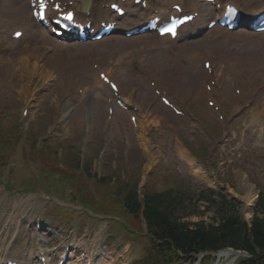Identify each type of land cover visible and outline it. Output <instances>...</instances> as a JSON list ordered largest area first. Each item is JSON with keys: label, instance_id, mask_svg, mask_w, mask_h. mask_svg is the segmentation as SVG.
Wrapping results in <instances>:
<instances>
[{"label": "rangeland", "instance_id": "obj_1", "mask_svg": "<svg viewBox=\"0 0 264 264\" xmlns=\"http://www.w3.org/2000/svg\"><path fill=\"white\" fill-rule=\"evenodd\" d=\"M34 43L31 42V44ZM20 52L21 48H17L10 53H5L7 54L4 59L6 63L0 68V124H2L3 133V135L0 134V139L8 145L0 147V149L5 148L0 153L9 154L6 155L9 157L6 158L9 159V163L0 169L1 215V212L5 210L11 213L21 211L30 217H43L51 227L59 230L79 225L78 230L82 232L85 231L84 227L88 226L92 236L86 239L80 236L82 233H79L77 241H85L90 247L102 241V244H107L111 248L116 264L129 261H131L130 264H135L138 248L143 243L139 240L130 247L129 244L126 245V237L110 233L108 224L103 221H106V217L99 214H87L88 204L97 213L102 211L122 214L121 216L128 215V223L133 222L135 223L133 227L144 228L145 231L146 224L142 217L130 218L131 215L124 212L121 202L125 193H130L132 197L143 200L154 196L158 198L166 193V189L172 188L185 199H182L185 207H181L184 209H180L179 216L172 218L179 224H190V226L195 224L196 226V223L205 222L209 226L216 221V206L220 202H218L219 199L214 202L215 204H210L211 206L206 208L199 202L198 204L187 202L186 200H190L187 196L188 194L195 196L205 191V188L216 191L224 188L223 194L231 201H235L243 217L248 219L252 217L258 190L264 189V150H258V126L251 118L253 106L246 109L243 115L233 117L234 123L231 126L227 122L228 127H226V124L221 123L219 118V120L215 119V126L219 124L218 128L215 129L214 126L208 137L199 135L193 137L197 133L194 130L178 133L179 136L178 134L165 135L163 139H160V144L164 143L163 149L166 150L162 152L164 155L161 154L156 158V162L150 164L147 163L138 147L141 142L136 141L137 134L135 135V131L126 125L122 127L119 117V129L107 128L108 132L105 135L102 129L106 120L105 101L99 89L94 85L93 76L84 72L88 63H85L87 57L83 52L74 56L62 55L56 59L58 61L54 60V62L46 55V58L42 60L36 59V64L29 62L26 66L16 62V59L9 60L16 58ZM257 58L258 50L250 59L255 63L254 59ZM239 59L243 66L245 62L244 59L241 60V54ZM107 60L109 61V58ZM218 60L224 61L223 57H219ZM59 62V65L55 64ZM176 64L177 61L174 60V65ZM246 64L240 68V71L245 74L244 81L248 78L252 80L244 84L242 91L245 93L242 97H236L232 90L230 91L233 96L229 98L230 103L227 102V105L230 106L232 113L236 106L242 108L248 100H252L257 106L264 100V71L260 68L261 74L251 73L256 68L258 71V67L249 66L248 61ZM58 66H62L63 69ZM41 67L46 71L42 72ZM10 75L13 76L14 82L7 78ZM205 75V71L198 69V66L189 67L186 80L191 82L192 86H184L186 82L177 81L176 85L180 86H174L171 89L172 95L184 109H201L204 100L199 94L198 83ZM157 78L160 86L165 84L162 71H157ZM77 81L82 82L91 90L89 100L92 102L94 119L98 120L93 132L92 129H87L83 121L85 111L79 103L82 97L74 90ZM26 84H28V92L26 89L23 91V86L25 87ZM41 90H46V93ZM192 93L196 94V100L192 97ZM151 101L146 100L144 105L149 108ZM24 104H28V112L23 118ZM154 105L152 115L159 114V120L167 117L175 124L173 118L176 114L173 115V112L162 108L161 105L158 106L157 103ZM70 109L72 110L69 114L73 113V118L61 119L62 114ZM212 114L214 112L209 108L203 116L205 121L211 118ZM121 117L128 120L126 114ZM159 120L156 121L155 128L160 131L167 130V127L162 126ZM202 121L206 125L203 119ZM181 123L185 124V121L181 120ZM22 127L26 128L23 131L24 134L13 138L17 130L22 131ZM6 135H11V141L4 137ZM190 137L194 138L190 140L191 143L186 140ZM23 140L32 145L25 146ZM89 141L91 144H87ZM177 141L185 143L187 151L191 153L190 156L195 157L210 176V182L197 178L192 173L191 167L174 153L172 147ZM78 160H80V166L77 164ZM240 169L245 173L242 178L238 175L239 172H243ZM88 170L90 175L86 172ZM38 177L40 180L36 179ZM20 178L26 181L19 183ZM8 182L12 185H8ZM5 183L7 185H4ZM248 183L254 187L253 199H251V193L250 195L245 193V185ZM34 189L38 190L33 191ZM155 191H159L158 194L148 195L149 192ZM54 192H62L64 195ZM207 193L209 194L208 191ZM64 197L67 199L63 200ZM70 198H75L76 201ZM72 201L83 205L84 211L79 205L75 208ZM167 202V199L160 201V213L169 210ZM69 208L73 209L68 210ZM64 210L68 214L72 212L73 219L65 218V215L61 217L59 213ZM122 224L120 221L117 226ZM112 225L115 223L112 222ZM112 233L118 234L115 230ZM39 238L42 241L39 243L41 246L45 244L52 247L56 243L52 237H45L43 234L38 235L34 240L37 241ZM71 240L74 241L73 238ZM215 259L214 253L205 254L201 263L213 264ZM190 261L184 260L179 264H192ZM152 264H158V262L154 261Z\"/></svg>", "mask_w": 264, "mask_h": 264}, {"label": "trees", "instance_id": "obj_2", "mask_svg": "<svg viewBox=\"0 0 264 264\" xmlns=\"http://www.w3.org/2000/svg\"><path fill=\"white\" fill-rule=\"evenodd\" d=\"M164 199L168 201L169 210L160 213V208L155 204H159ZM128 204L136 206L131 201ZM147 205L151 206H147L146 214L151 219L150 222L158 226L157 232L162 237L160 238L177 250L199 251L230 244L252 253L250 259H244L239 264H264V218L256 216L249 226L238 214L223 212L218 218V224L213 223L208 226L205 222H199L192 227L189 224H179L172 218L175 217L176 199L171 191L155 200H150ZM259 206L264 209V195L260 199Z\"/></svg>", "mask_w": 264, "mask_h": 264}, {"label": "bare ground", "instance_id": "obj_3", "mask_svg": "<svg viewBox=\"0 0 264 264\" xmlns=\"http://www.w3.org/2000/svg\"><path fill=\"white\" fill-rule=\"evenodd\" d=\"M95 1L97 3H99V0H95ZM254 1H258V0H247V2L245 1V3H243V4H244L245 8H247V6L251 3L250 4V7H252L253 6L252 3ZM261 1H262V4H263L264 0H261ZM79 6H80V3H78V7ZM257 8L258 7H252V9L254 11H257ZM24 10L26 12L29 10V4L28 3H25L24 4ZM25 52H28V55L27 56L24 55ZM212 57H214V56L212 55ZM20 59H21V61L24 62V65L25 66L29 62H31V63L34 62V64H36V57H35V54H34V51L32 50V48L31 49H28L26 51H23V56ZM212 61H213V64L217 67L216 63H214V60H212ZM55 64H58L59 65L60 62L59 63H55ZM234 64H235V62H232L231 63V68H229V70L230 69L232 70V66ZM33 66L35 67V65H33ZM21 67H23V65H21ZM58 67L61 68V69H63L62 66H58ZM41 70H42V72H45L46 71V69L43 68V67H41ZM219 76L220 75H217V74L214 75V77L216 79H218ZM97 83H98L99 86L103 87L106 90V94H108V90L104 87L106 85L102 84V82L99 79L97 80ZM25 89H26V92H28V84H26L25 87L23 86V91H25ZM214 91H217V89L214 90ZM217 94H218V92H217ZM84 95L85 96L88 95V91L87 90L84 92ZM130 96H132V94H130ZM216 105H219L220 106V99L216 100ZM253 115H254V120H257L258 121V110H256L253 113ZM142 148L144 150L143 155L148 160V162H151L153 158H157V156H158L157 155V151L151 149L149 146L147 147L146 146V143L142 144ZM189 165H191L192 168H195V169L199 170L198 166H194L193 165V162L189 163ZM244 174H245L244 172H242V173L239 172L238 175L240 176V178H242V175H244ZM198 175L199 176L206 177L207 179H209V177H210L208 174L198 173ZM245 188H246L245 189V193L248 194V195H250V193H251V199H253L254 198V195H255V193H252L253 192V188H254L253 185H251V184L248 183L247 185H245ZM19 213L20 212H18V213H16L14 215V220L16 219L15 217H17V215ZM3 217L5 219H7V220H11L12 219V215L3 216ZM11 237L12 236H10V239L6 242V245H5V242H4V238L5 237H2V239L0 240L1 241V244H0V260H4L3 257L9 256V257H11L13 259H16V260H18V258L26 259L27 261H29L30 264H39L38 262L34 261L35 260L34 258L36 256L34 255V252H32V249H30L32 245H29L30 243L27 241L28 239L23 238L20 241H16L14 239V237L11 240ZM25 248L28 250V255L25 254V251H24ZM19 251H20V255L18 253ZM213 252H214L215 258H216L214 260V263L213 264H232V262L235 261V260L233 261V258L234 257L231 259V257H232L231 256L232 255V251L231 250H227V249L226 250H220V251L213 250ZM45 254L47 256V259H49L50 258V251L45 252ZM69 257L72 258L73 257V254L70 253L69 254ZM0 264H3V263L0 261Z\"/></svg>", "mask_w": 264, "mask_h": 264}, {"label": "snow or ice", "instance_id": "obj_4", "mask_svg": "<svg viewBox=\"0 0 264 264\" xmlns=\"http://www.w3.org/2000/svg\"><path fill=\"white\" fill-rule=\"evenodd\" d=\"M174 28H175V25L168 27V28H165L164 31L174 32Z\"/></svg>", "mask_w": 264, "mask_h": 264}]
</instances>
